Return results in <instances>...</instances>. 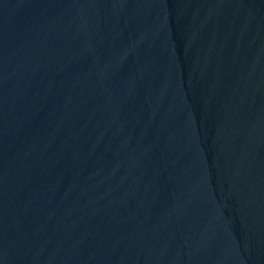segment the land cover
Here are the masks:
<instances>
[{"label":"water","instance_id":"1","mask_svg":"<svg viewBox=\"0 0 264 264\" xmlns=\"http://www.w3.org/2000/svg\"><path fill=\"white\" fill-rule=\"evenodd\" d=\"M0 264H264V0H0Z\"/></svg>","mask_w":264,"mask_h":264}]
</instances>
